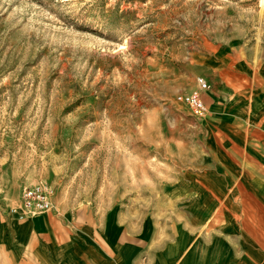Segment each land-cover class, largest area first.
Masks as SVG:
<instances>
[{
	"label": "rangeland",
	"instance_id": "obj_1",
	"mask_svg": "<svg viewBox=\"0 0 264 264\" xmlns=\"http://www.w3.org/2000/svg\"><path fill=\"white\" fill-rule=\"evenodd\" d=\"M263 63L264 0H0V221L48 184L60 214L126 223L143 263L214 239L249 196L207 115ZM197 76L202 117L176 101Z\"/></svg>",
	"mask_w": 264,
	"mask_h": 264
},
{
	"label": "crops",
	"instance_id": "obj_2",
	"mask_svg": "<svg viewBox=\"0 0 264 264\" xmlns=\"http://www.w3.org/2000/svg\"><path fill=\"white\" fill-rule=\"evenodd\" d=\"M259 68L236 78L233 84L243 79L244 86L223 102L217 97L207 115L217 125L219 160L247 165L238 169L240 190L249 196L238 211L247 215L218 223L214 239L191 236L183 249H155L143 263L144 247L129 237L126 223L91 218L88 210L69 217L54 207L21 222L0 221V264H264V63ZM187 211L202 223L208 206L192 198Z\"/></svg>",
	"mask_w": 264,
	"mask_h": 264
},
{
	"label": "built area",
	"instance_id": "obj_3",
	"mask_svg": "<svg viewBox=\"0 0 264 264\" xmlns=\"http://www.w3.org/2000/svg\"><path fill=\"white\" fill-rule=\"evenodd\" d=\"M195 82L196 89L177 95L176 101L186 105L194 116L202 117L207 111L202 94L209 89L210 84L201 76H197ZM52 195L53 188L48 184H35L24 189L21 211L24 213L49 211L52 208Z\"/></svg>",
	"mask_w": 264,
	"mask_h": 264
},
{
	"label": "bare ground",
	"instance_id": "obj_4",
	"mask_svg": "<svg viewBox=\"0 0 264 264\" xmlns=\"http://www.w3.org/2000/svg\"><path fill=\"white\" fill-rule=\"evenodd\" d=\"M211 108V107H210ZM206 114V113H205Z\"/></svg>",
	"mask_w": 264,
	"mask_h": 264
}]
</instances>
